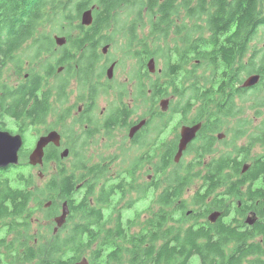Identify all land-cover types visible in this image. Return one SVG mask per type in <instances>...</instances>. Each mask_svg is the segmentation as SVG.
<instances>
[{
	"label": "trees",
	"instance_id": "16d2710c",
	"mask_svg": "<svg viewBox=\"0 0 264 264\" xmlns=\"http://www.w3.org/2000/svg\"><path fill=\"white\" fill-rule=\"evenodd\" d=\"M91 7L94 9L93 19L85 28L84 39L100 38L105 42L108 36L102 33L110 29V18L115 9L130 8L117 15L138 17L144 12L132 13L134 9L145 8L150 25L147 58L155 61L158 48L173 28L176 37L184 36L185 32L184 46L176 53L178 58L174 64L178 70L179 65L187 64L188 60L181 58L180 51L193 48L198 62L196 70L208 72L207 76L200 78L208 80V89L206 83H197L195 93L199 95V91H203L202 103H208V121L216 120L213 124L208 122L209 133L223 127L221 120L235 113L233 100L237 97H243L244 103L252 100L253 108L264 105V0H0L1 118L12 114L13 102L20 98L11 91L14 87L3 82L6 65L13 63L20 76L22 64H19L17 53L22 48L33 49L26 51L32 57L40 48V44L28 45L26 41H44L54 34L70 38L68 33L77 29L74 23L81 18V12ZM181 15L184 17L182 26H175ZM139 21L137 18L128 20L133 24ZM169 47L165 44L166 50ZM165 59L171 61L167 52ZM142 64L144 66V60ZM167 66L170 68L171 63L167 62ZM255 74L260 76V82L254 88H248L252 89L250 93L246 88L234 90L244 77ZM38 82L31 77L26 83L20 82L19 86L27 89ZM150 87L153 97H157L156 84ZM37 102L39 107L40 101ZM212 103H217L216 116H210L209 105ZM221 104L227 107L226 114L218 109ZM42 106L45 112L46 102ZM42 114H36L35 125L44 122L39 119ZM243 134L244 130L236 137ZM260 136L248 143L264 145V123ZM200 140L203 152L196 153V156L204 158L208 153V161L204 163V159H199L193 165H185L173 176L165 175V181L172 185L166 187L162 197L158 198L159 209L143 223L139 222V214L123 217V211L135 208L131 201L112 221L114 211L107 218L103 213L112 205V198L116 195L125 199L131 181L132 190L135 189L138 178L135 173L126 176V173L117 172L122 178L113 184L107 183L96 195L93 181L99 173H109L111 165L90 163L71 155L61 158V154L54 153L56 149L50 147L53 151H44L42 167L55 164L57 172L38 189L36 180L39 176H33V167L27 163L28 153H23L18 166L26 170L17 168L15 171L16 166H12L0 174V264H31L36 259L37 264H77L88 250L91 264H264V222L250 226L241 222L233 225L221 219L215 223L207 220L208 175H211L212 191L237 178L241 183L257 181L264 192V152L258 155V162L241 173L250 148H234L232 152L214 155L215 138L208 136L205 141V136L201 135ZM235 154L241 156L242 161L233 166L235 174L230 175L226 169L232 166ZM126 157L125 154L121 156L122 172L130 167L135 172L141 168V156L136 155L130 163L124 160ZM68 158L73 161L66 165ZM201 166L203 168L199 169ZM188 167H195L198 171L192 174ZM193 180L200 182L196 194L189 201L175 204ZM142 191L141 184L137 187V194ZM39 197L51 200L44 214V220L50 224L59 213L58 205L61 202L68 204L70 212L66 223L56 233L53 229H47L44 234L39 231L41 225L35 208L30 206ZM40 207L42 202L38 200Z\"/></svg>",
	"mask_w": 264,
	"mask_h": 264
},
{
	"label": "flooded vegetation",
	"instance_id": "af4514ba",
	"mask_svg": "<svg viewBox=\"0 0 264 264\" xmlns=\"http://www.w3.org/2000/svg\"><path fill=\"white\" fill-rule=\"evenodd\" d=\"M127 10L131 9L117 8L112 13L109 23L110 29L108 32L102 33V35L107 34V42L100 38L96 40L84 39L85 28L88 26L81 24L80 17L74 23L77 29L68 33L70 38L65 37L66 35L54 34L51 39L44 41H26L27 44H40L39 53L31 57L33 63L28 66H21L20 76L15 72L19 81L11 86L14 87L11 91L20 95V98L13 102L11 115L0 117L1 120L9 119L15 126L16 132L5 128L4 123H0V131L7 132L12 136H19L22 139L20 157L23 153L31 152L39 138L55 131L61 137L60 147L48 144L44 148L45 153H51L53 150L50 147H54L59 151L54 150V153L61 154L63 150H67L68 156L88 158L92 156L90 154L93 148L92 143H95L97 141L95 139L101 136V150L104 148L105 151L100 154V157H104L97 162L106 163L111 167H109V173H99V177L93 181V185L96 186V195L107 183L113 184L122 178L117 173L112 174L116 167V162L111 161L112 159L121 157L123 154L127 157L139 155L142 159L140 166L146 173L142 184V197L145 200L150 199L158 208L160 206L158 198L162 197L166 187L172 185L165 181V175L177 174L181 168L185 167L182 164L188 156L203 152L201 135L205 136V141H208V136L216 137L218 140L222 137L220 133L223 129L220 127L214 133L208 132V122L213 124L216 120L208 121V103H202L203 91L200 90L199 95L195 93V91L197 92V83L200 85L206 83L208 89V80L200 81L197 79L198 70H196V66L198 62L195 59L193 48L181 49V58L188 60V63L179 65L178 70L174 64L178 55L174 53L175 50L172 47L166 50L165 41H163L158 48L156 60L160 65L156 68V61L153 58H147L149 46L147 32L144 28L138 22L134 24L128 21L121 23L125 19L137 18L142 22L147 20L146 9H134L132 12H144L143 16L123 17L117 15L128 12ZM74 32L76 33L75 36L71 35ZM183 35L185 36V32ZM56 36L62 37L64 40L58 42L55 39ZM184 36H182L183 39ZM168 41L170 42V39ZM24 50L33 49L22 48L17 54ZM122 52L128 58L130 66L118 74L120 68L118 62ZM166 52L171 57V61L165 59ZM151 59L155 63L154 72L148 70V63ZM143 60L145 61L144 66ZM167 62L171 63L170 68L167 66ZM204 74L207 76L208 72ZM122 76L124 77L123 80L120 78ZM31 77L39 80V82L27 89L23 88L25 86H19L20 82L26 83ZM148 78H150L149 81ZM151 84H156L157 97H153ZM238 85L234 87V90L236 88L245 89ZM246 90H248L247 93L252 91L248 88ZM136 99L140 100L138 104ZM146 99L149 100L150 107L145 105ZM204 100L207 101V99ZM37 101H40L39 107H37ZM44 102L47 104L45 112H43L44 107L42 106ZM233 103L236 108L235 113L230 117L225 116L221 120L223 127L227 126L230 120L244 114L243 97H237ZM216 105L217 103L209 105L211 108L210 116H216ZM139 106H145V108L144 110L142 108L141 115L135 116ZM156 106H159V110ZM59 107L65 120L72 121L79 130L80 144L85 145L83 152L75 149L72 139L56 129L49 128L43 132L40 131L49 127L47 122L56 115V110ZM218 109L225 114L227 112V107L224 104L223 106L221 104ZM37 113H43L39 119L44 122L35 125L33 121ZM198 124H200V128L196 133L197 137L187 145L181 158L176 162L175 158L179 150L182 128ZM32 129L36 132L31 136L36 140L33 146L28 148L26 146L28 144L27 134ZM119 133L123 136H119ZM258 137L261 138L262 136L259 135ZM107 138H113V143L109 144ZM113 144H115L113 151L108 152ZM243 147L250 148V151L247 158L249 161H245L241 173L248 171L255 162L259 161L258 155L255 154L256 144L247 143ZM206 157H208V153L204 154V163H206ZM232 159H234L232 166L226 169L230 175L235 174L233 166L239 165L242 161L241 156L236 154L232 156ZM11 167L1 170L0 174H3V171H8ZM188 168L191 169L192 174L197 170L195 167ZM202 168V166L199 167V169ZM139 169L140 167L135 172L134 168L130 167L124 169V172H122L123 169L118 171L120 174L126 173V176L135 173L137 178L142 174ZM210 179L211 175H208V222L215 223L221 219L233 225L241 222L250 226L255 222H264V192L257 181L241 183L239 179L232 178L224 186L212 191ZM83 182L84 186L85 181ZM132 187L131 181L130 190L127 192L131 198L133 192L137 194L135 190H132ZM196 191L190 196H187L185 192L182 198L176 199L175 204H179L182 200L189 201L196 194ZM115 199L122 200V197L119 198L116 195L112 198L111 204ZM134 199H139V196L132 198L131 202ZM212 213H218L214 221L209 219Z\"/></svg>",
	"mask_w": 264,
	"mask_h": 264
},
{
	"label": "rangeland",
	"instance_id": "374dc122",
	"mask_svg": "<svg viewBox=\"0 0 264 264\" xmlns=\"http://www.w3.org/2000/svg\"><path fill=\"white\" fill-rule=\"evenodd\" d=\"M119 16H123V14H120ZM129 17V16H128ZM126 17V18H128ZM179 21H176L174 24L175 26H182L183 23H181L182 20H184L183 15H181L180 17H178ZM128 19L122 20L121 23H125L127 22ZM148 21V17L147 20L145 19L143 22L142 20L139 21L138 23H140V25L144 28V30L147 32V38L149 37V23ZM189 26V25H187ZM174 28L172 30L168 38V40L170 39V42L167 40H165V44H169L172 48H174L175 45V52L174 53H179V50L182 46H184V39L182 36H175L174 35ZM75 32L71 33V35L75 36ZM164 37L161 35H158V37ZM162 39V38H161ZM148 42L149 38H148ZM264 42V41H263ZM30 45V44H28ZM149 46V45H148ZM26 49V48H25ZM120 57H122L120 59ZM119 57V62H118V74L122 73V71L124 70V68H127L128 66H130L129 62H128V58L126 57L125 53L122 52V55ZM18 58L20 60L19 64H22L23 66H28L29 64L33 63L31 61V57L29 54H26V51H21L18 54ZM175 58V57H174ZM176 59V58H175ZM174 59V60H175ZM175 62V61H174ZM160 64L157 63L156 61V68L159 66ZM204 70L198 69V75H197V79L200 80L201 77H205V74L203 73ZM126 76V75H125ZM243 76V75H242ZM121 80L124 79V77H120ZM150 78H148L149 81ZM153 79H155V77H153ZM19 81L17 75L15 74V66L13 63H8L5 67V71H4V76H3V82L8 84L9 86H13L16 84V82ZM200 81H204V80H200ZM262 95L264 96V92L262 93ZM250 100V99H248ZM136 102L138 104V102H140V100L136 99ZM145 105L147 107H150V102L148 99H146L144 101ZM253 102L252 100H250L249 102H245V108H244V114L242 116H239L235 119H232L228 122V125L225 127H222V131H221V135L222 137H220L218 140L216 139V143L214 146L215 149V154L214 155H221L224 153H228V152H232L234 148H240L243 147L245 145H247V143L252 139V138H256L259 135H261L263 133V123H264V105L257 107V108H253ZM144 110L145 106H139L136 109V114L137 115H141V112ZM157 110H159V106H156ZM1 120V119H0ZM1 124L4 123V127L7 128L8 130L12 131V132H16V128L13 125V123L5 118L3 120L0 121ZM243 124H246V126H243ZM47 126L44 129H41L40 131H44L46 129L49 128H53L58 130L59 132H61L62 134L66 135L68 138L72 139L73 141V145L75 147V149L80 150L81 152L84 151L85 149V145H81V137H79V130L73 125L72 121H67L65 120L63 113L60 109V107L56 110V115L53 116L51 119L48 120L47 122ZM245 127V128H244ZM242 130H244L245 134H243L240 137H236L237 133H241ZM36 131H34L33 129L30 130V132L27 134V138H28V144L26 145L28 148H31L36 140V138L32 137L31 134L35 133ZM119 136H123L122 134H118ZM217 137H219V135H217ZM122 138V137H121ZM99 139V140H98ZM109 140V144L113 143V138H107ZM97 144L92 143L93 148L91 149L90 154H92V156L88 157V158H84L85 160H88L90 163H95L97 161H100L104 156L100 157V154L103 153L105 151V149L103 148L101 150V136H99L97 139ZM114 145L113 144L110 147V150L108 152L113 151L114 149ZM264 152V145H261L259 143L256 144V149H255V154L256 156L263 153ZM109 154V153H107ZM87 157V156H86ZM135 155H131L129 157H126L124 160L127 163H130L133 159H134ZM251 157V155H250ZM249 157V158H250ZM117 160L115 161L117 166L113 169L112 174L119 172L118 170L123 169L124 166L122 164L123 160L121 161V157H117ZM202 160L203 158H199L198 156H196L195 154H193V156H188L185 161H183L182 166L185 165H193L194 163H196L197 160ZM70 158H68L65 161V164L67 165L68 163H70ZM73 161V160H72ZM208 161V157L205 158V162ZM249 161V159H248ZM17 168L19 169H25V167L21 166L19 167L18 165L16 166V170L18 171ZM33 170L31 171V173L33 174V176L38 177V179L36 180V186L39 188H42V186H44L46 184V182L49 180V178L51 177L52 174L55 173V169L56 166L55 164H50L48 167H36V168H32ZM140 172H142V174L137 178V182L134 185V190L137 192V187L141 184H143L144 179H145V171L142 169V167L139 169ZM198 170H195L194 172H196ZM200 187V182L198 180H193L190 185L187 187L186 189V193L187 196H190L193 192H195L198 188ZM136 196H139V199H134V209L131 211H123V217L127 218V217H133L134 215H140V220L139 222H145L148 218H150L153 214V212H155L156 210H158L157 206L150 200H145L142 197V194L138 195L133 192L132 194V198H135ZM186 197V195H185ZM131 196H126L124 200H119V199H115L113 201V204L107 208H105V212H104V217L107 218L110 214H112V212L114 211V214H112V218L111 221L113 219H115V217L117 216V214L120 212V209H122L124 206L126 207V203L128 201H131ZM141 198V199H140ZM38 200H40L42 202V207H40V209L38 208ZM36 199V201L31 203V207L34 206L35 208V212H36V217L39 220V224L41 225V227L39 228V231H41L43 234L46 232L47 229H54L55 224H54V218L58 215H60L61 213V206L64 202H61L58 206H59V213L58 215H56L53 219H52V224L49 223V221L44 220V214H45V209H47L50 204H51V200L45 201L43 200V198L39 197V199ZM49 206H46V205ZM68 217V216H67ZM177 217V215L175 216ZM68 225H71V223L69 222ZM53 231V230H52ZM88 260L89 264H91L90 261V252H86V254L84 256L81 257L80 261L86 259ZM38 259L34 260L31 264H37ZM79 261V262H80Z\"/></svg>",
	"mask_w": 264,
	"mask_h": 264
},
{
	"label": "water",
	"instance_id": "95a60500",
	"mask_svg": "<svg viewBox=\"0 0 264 264\" xmlns=\"http://www.w3.org/2000/svg\"><path fill=\"white\" fill-rule=\"evenodd\" d=\"M92 10L93 7L84 11L81 16V24L83 26H89L92 23ZM55 39L58 42L63 41L62 37L56 36ZM148 70L150 72H154L155 63L154 60L151 59L148 63ZM259 81V75H251L246 82L242 85V87L247 88L254 86ZM200 128V124L192 126V127H183L181 130V140L179 144L178 154L175 158V161L178 162L182 156L183 151L186 149L187 145L195 138L196 133ZM54 143L58 145L59 136L57 132L52 131L46 137H42L39 139L36 147L32 151L29 156L28 163L31 167L42 166L43 164V155L44 148L49 143ZM22 148V139L19 136H12L7 132L0 131V170L6 169L9 165L17 166L19 165L18 152ZM68 155L67 151H64L61 154V158H66ZM46 206H49L48 204ZM60 215L54 218L55 227L53 232L56 233L58 229L62 228V226L66 223L67 216L69 214V207L67 202H64L61 206ZM218 216V213H212L209 219L214 221V219ZM77 264H89L86 259L78 262Z\"/></svg>",
	"mask_w": 264,
	"mask_h": 264
},
{
	"label": "bare ground",
	"instance_id": "6f19581e",
	"mask_svg": "<svg viewBox=\"0 0 264 264\" xmlns=\"http://www.w3.org/2000/svg\"><path fill=\"white\" fill-rule=\"evenodd\" d=\"M93 11V10H92ZM81 16H82V14H81ZM93 18V17H92ZM251 76V75H250ZM250 76H248V77H244V79H243V81L241 82V84H240V87L242 88V85L246 82V80L250 77ZM260 82V76H259V81H258V83ZM258 83L257 84H255L254 86H256V85H258ZM254 86H251V87H254ZM244 88V87H243ZM247 88H250V87H247ZM48 135V134H47ZM47 135H45V136H43V137H46ZM59 136V143H58V145H56V144H54V143H49V144H53L54 146H56V147H60V142H61V137H60V135H58ZM196 137V136H195ZM42 138V137H41ZM40 139V138H39ZM39 139L37 140V142H36V145H37V143H38V141H39ZM36 145L34 146V148L36 147ZM34 148L32 149V151L34 150ZM21 150V149H20ZM20 150H19V152H18V159H19V163L21 162V160H20ZM32 151L31 152H29L28 153V157H27V163H28V159H29V156H30V154L32 153ZM64 151H67V150H63L62 151V153L64 152ZM68 152V151H67ZM61 153V154H62ZM68 156V155H67ZM43 158H44V155H43ZM28 165H29V163H28ZM43 165V164H42ZM10 166H13V165H9L8 167H10ZM30 166V165H29ZM31 167V166H30ZM36 167H39V165L38 166H35V167H33V168H36Z\"/></svg>",
	"mask_w": 264,
	"mask_h": 264
}]
</instances>
